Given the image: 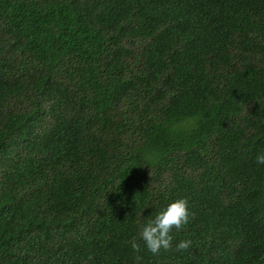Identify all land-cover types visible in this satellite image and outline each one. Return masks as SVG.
I'll use <instances>...</instances> for the list:
<instances>
[{
	"label": "trees",
	"instance_id": "obj_1",
	"mask_svg": "<svg viewBox=\"0 0 264 264\" xmlns=\"http://www.w3.org/2000/svg\"><path fill=\"white\" fill-rule=\"evenodd\" d=\"M260 151L264 0H0V264H264Z\"/></svg>",
	"mask_w": 264,
	"mask_h": 264
},
{
	"label": "clouds",
	"instance_id": "obj_2",
	"mask_svg": "<svg viewBox=\"0 0 264 264\" xmlns=\"http://www.w3.org/2000/svg\"><path fill=\"white\" fill-rule=\"evenodd\" d=\"M257 165H264V151L256 154ZM192 212L188 206L187 197H181L172 200L166 207L158 211L155 216L150 218L140 226L139 236L143 240L147 249L152 253H159L161 249H168L172 245L173 229H181L189 223ZM192 240L182 239L176 245L177 249H188ZM133 248H139L140 245L135 237L131 240Z\"/></svg>",
	"mask_w": 264,
	"mask_h": 264
}]
</instances>
